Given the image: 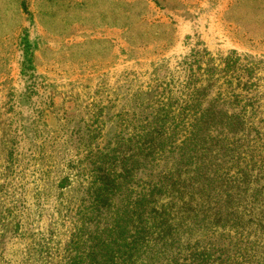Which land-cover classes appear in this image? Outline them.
Segmentation results:
<instances>
[{
	"label": "rangeland",
	"instance_id": "374dc122",
	"mask_svg": "<svg viewBox=\"0 0 264 264\" xmlns=\"http://www.w3.org/2000/svg\"><path fill=\"white\" fill-rule=\"evenodd\" d=\"M189 74L264 165V0H0V264L61 256L79 161Z\"/></svg>",
	"mask_w": 264,
	"mask_h": 264
},
{
	"label": "trees",
	"instance_id": "16d2710c",
	"mask_svg": "<svg viewBox=\"0 0 264 264\" xmlns=\"http://www.w3.org/2000/svg\"><path fill=\"white\" fill-rule=\"evenodd\" d=\"M200 81L162 88L112 146L87 151L61 256L41 264H264V165L226 109L242 100L207 101Z\"/></svg>",
	"mask_w": 264,
	"mask_h": 264
}]
</instances>
